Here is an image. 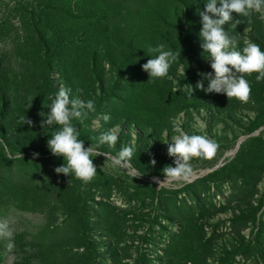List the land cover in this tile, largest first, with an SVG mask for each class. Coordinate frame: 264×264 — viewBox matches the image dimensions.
<instances>
[{"label":"rangeland","instance_id":"1","mask_svg":"<svg viewBox=\"0 0 264 264\" xmlns=\"http://www.w3.org/2000/svg\"><path fill=\"white\" fill-rule=\"evenodd\" d=\"M205 3L0 0V219L14 243L9 251L0 240V264H264V80L245 77L247 103L196 87L207 88L202 74L212 72L200 46ZM232 15L241 23L225 27L237 50L248 41L264 51L259 14L250 23ZM160 44L181 55L148 82L142 65ZM61 86L94 101L86 127L73 121L85 148L119 126L116 145L98 150L134 145L139 177L103 155L92 158L97 173L86 185L54 171L65 160L47 141L59 126L43 129L41 120ZM174 125L219 147L191 161L188 181L159 187L153 178L175 166L166 144Z\"/></svg>","mask_w":264,"mask_h":264},{"label":"clouds","instance_id":"2","mask_svg":"<svg viewBox=\"0 0 264 264\" xmlns=\"http://www.w3.org/2000/svg\"><path fill=\"white\" fill-rule=\"evenodd\" d=\"M202 25L200 29L201 48L206 58L211 60L212 72L202 75L209 81L207 88L203 81H198L196 87L208 94H226L229 100L235 98L241 103H247L251 95V86L245 78L253 73H258L257 81L264 80V51L258 44L248 41L244 42L242 50H237L239 38L230 35L226 25L230 22L232 28H236L240 20H233V13L247 18L251 22L254 13L264 20V0H206L203 10H197ZM152 56L142 65L144 72L148 73L151 82L155 79L164 78L168 75L169 69L180 52L165 50L160 44L148 49ZM71 89L61 86L54 98H50L48 104L50 112L46 119L41 120V127L59 126L47 141L51 153L57 157H63L65 164L55 168V172L65 176H75L83 184L90 183L97 173V166L93 163V157L103 155L106 161L111 162L113 168H124L139 177L141 174L133 168L131 163L134 154V145L122 147L116 155L106 151H99L101 145L114 147L120 139L119 126L112 127L102 132L97 138V144L85 148L84 141L80 139V132L73 121H79L85 126L89 113L95 112L94 101L83 100L71 97ZM194 89L190 85L189 95H193ZM43 117L45 113L41 112ZM110 116L105 114L103 121L108 122ZM19 123L27 124L30 127L34 122L27 117L21 116ZM171 142L168 145L167 154L174 157V165L163 168L164 180L154 177V182L159 187L173 184L178 181H188L194 173L191 161L196 159H212L218 150L217 143L203 135H189L180 126L174 125ZM5 151L7 147H5ZM34 153V156H38ZM9 159H13L10 155ZM151 164L155 166L156 160L152 159ZM70 183V180H69ZM13 231L7 220L0 219V240H7V248L11 251L14 248L12 242Z\"/></svg>","mask_w":264,"mask_h":264},{"label":"water","instance_id":"3","mask_svg":"<svg viewBox=\"0 0 264 264\" xmlns=\"http://www.w3.org/2000/svg\"><path fill=\"white\" fill-rule=\"evenodd\" d=\"M263 129H261L260 131H258L257 133H255V135H259L260 132L262 131ZM248 137L244 138L243 140L247 139ZM239 148V147H238Z\"/></svg>","mask_w":264,"mask_h":264}]
</instances>
